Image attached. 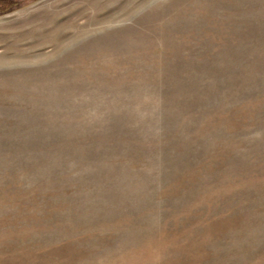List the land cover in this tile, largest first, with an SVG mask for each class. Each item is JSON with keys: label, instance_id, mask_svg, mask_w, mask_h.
I'll list each match as a JSON object with an SVG mask.
<instances>
[{"label": "rangeland", "instance_id": "1", "mask_svg": "<svg viewBox=\"0 0 264 264\" xmlns=\"http://www.w3.org/2000/svg\"><path fill=\"white\" fill-rule=\"evenodd\" d=\"M0 264H264V0H0Z\"/></svg>", "mask_w": 264, "mask_h": 264}]
</instances>
